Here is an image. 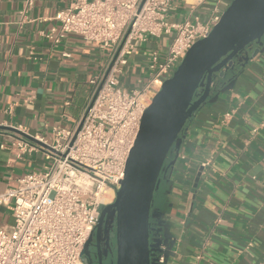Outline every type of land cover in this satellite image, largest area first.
I'll use <instances>...</instances> for the list:
<instances>
[{
	"label": "crops",
	"instance_id": "obj_1",
	"mask_svg": "<svg viewBox=\"0 0 264 264\" xmlns=\"http://www.w3.org/2000/svg\"><path fill=\"white\" fill-rule=\"evenodd\" d=\"M72 2L0 0V125L24 133L0 128V191L48 166L45 151L21 150L19 143L50 140L59 126L75 128L93 94L91 80L111 60L110 49L80 35L55 44L56 15ZM190 8L182 1L170 20H184ZM169 43L168 36L140 43L123 66L121 85L143 88L152 51L165 55ZM7 209L0 206V226L12 222ZM152 223L154 252L166 255L165 264L264 258V50L188 122L172 174L155 194Z\"/></svg>",
	"mask_w": 264,
	"mask_h": 264
},
{
	"label": "built area",
	"instance_id": "obj_2",
	"mask_svg": "<svg viewBox=\"0 0 264 264\" xmlns=\"http://www.w3.org/2000/svg\"><path fill=\"white\" fill-rule=\"evenodd\" d=\"M182 1L191 7L189 15L170 20ZM230 2L73 0L57 13L55 44L80 35L110 49L111 60L91 80L95 88L75 128L59 126L50 140L39 139L51 148L19 143L21 150L45 151L51 165L0 191V206L12 211V222L0 226V264H87L85 245L102 207L116 199L145 110L189 49L210 35ZM163 36L170 37L169 47L165 55L161 48L152 51L151 79L143 88H124L120 75L129 56L140 43ZM257 264H264V258Z\"/></svg>",
	"mask_w": 264,
	"mask_h": 264
},
{
	"label": "water",
	"instance_id": "obj_3",
	"mask_svg": "<svg viewBox=\"0 0 264 264\" xmlns=\"http://www.w3.org/2000/svg\"><path fill=\"white\" fill-rule=\"evenodd\" d=\"M263 50L264 0H232L210 35L197 41L173 76L163 82L142 116L116 199L101 210L99 229L112 215L114 264L167 262L164 253L154 252L152 223L155 194L162 177L172 174L188 122ZM0 128L24 134L15 127ZM31 139L51 148L39 139Z\"/></svg>",
	"mask_w": 264,
	"mask_h": 264
},
{
	"label": "flooded vegetation",
	"instance_id": "obj_4",
	"mask_svg": "<svg viewBox=\"0 0 264 264\" xmlns=\"http://www.w3.org/2000/svg\"><path fill=\"white\" fill-rule=\"evenodd\" d=\"M91 235V240L84 254L87 264H114L116 261V242L111 213L104 226L100 229L96 227Z\"/></svg>",
	"mask_w": 264,
	"mask_h": 264
},
{
	"label": "rangeland",
	"instance_id": "obj_5",
	"mask_svg": "<svg viewBox=\"0 0 264 264\" xmlns=\"http://www.w3.org/2000/svg\"><path fill=\"white\" fill-rule=\"evenodd\" d=\"M232 1V0H231ZM207 7H209V6H207ZM51 165V161L50 160H48V166H50ZM7 214H8V216L10 217L11 215H12V211L11 210H9V209H7Z\"/></svg>",
	"mask_w": 264,
	"mask_h": 264
},
{
	"label": "bare ground",
	"instance_id": "obj_6",
	"mask_svg": "<svg viewBox=\"0 0 264 264\" xmlns=\"http://www.w3.org/2000/svg\"><path fill=\"white\" fill-rule=\"evenodd\" d=\"M109 192H111V191H109ZM112 193V192H111Z\"/></svg>",
	"mask_w": 264,
	"mask_h": 264
}]
</instances>
